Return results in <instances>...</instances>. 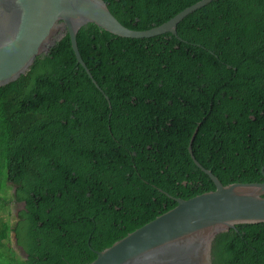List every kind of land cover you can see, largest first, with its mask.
Returning <instances> with one entry per match:
<instances>
[{
	"label": "trees",
	"instance_id": "16d2710c",
	"mask_svg": "<svg viewBox=\"0 0 264 264\" xmlns=\"http://www.w3.org/2000/svg\"><path fill=\"white\" fill-rule=\"evenodd\" d=\"M104 1L145 31L202 0ZM178 36L89 24L78 48L104 94L68 34L0 88V190L14 187L0 206H24L14 225L0 218V261L90 264L174 199L215 191L188 151L199 123L194 156L223 186L264 182V0H215ZM212 264H264V223L218 235Z\"/></svg>",
	"mask_w": 264,
	"mask_h": 264
},
{
	"label": "water",
	"instance_id": "95a60500",
	"mask_svg": "<svg viewBox=\"0 0 264 264\" xmlns=\"http://www.w3.org/2000/svg\"><path fill=\"white\" fill-rule=\"evenodd\" d=\"M214 1L202 0L158 27L137 31L124 26L104 0H0V88L26 76L36 59L47 55L68 34L78 64L104 94L78 48L77 36L83 27L93 24L125 39L179 37V24ZM201 125H197L188 151L216 190L189 200L174 199L175 208L96 252L97 258L90 264H212L218 235L239 225L264 223V182L223 186L196 160L193 144ZM262 173L264 176V168Z\"/></svg>",
	"mask_w": 264,
	"mask_h": 264
},
{
	"label": "rangeland",
	"instance_id": "374dc122",
	"mask_svg": "<svg viewBox=\"0 0 264 264\" xmlns=\"http://www.w3.org/2000/svg\"><path fill=\"white\" fill-rule=\"evenodd\" d=\"M13 194H14V187L11 184H9V183L7 184V188L6 189L4 188V189L0 190V196L3 197L4 199L10 200L12 198ZM0 207L2 208V210H0V218H2L4 220H6L7 222H9L10 224L14 225L15 222H16L15 218H16L17 213L21 209H23L24 206H23V204H20V205L11 204V205H8V207H2V206H0ZM11 227H13V226H11ZM8 244L11 246L13 251L16 252V255L21 260H25L26 259V254L22 251V249L20 247H18L16 245L15 239L13 238V235L11 236V241ZM0 264H11V263L8 260L5 259V260H1Z\"/></svg>",
	"mask_w": 264,
	"mask_h": 264
},
{
	"label": "flooded vegetation",
	"instance_id": "af4514ba",
	"mask_svg": "<svg viewBox=\"0 0 264 264\" xmlns=\"http://www.w3.org/2000/svg\"><path fill=\"white\" fill-rule=\"evenodd\" d=\"M16 205H20V204H16ZM18 214V213H17ZM17 216V215H16ZM14 221V220H13ZM13 238L15 239V241H16V237H15V235H13ZM13 243V242H12ZM212 262V261H211Z\"/></svg>",
	"mask_w": 264,
	"mask_h": 264
}]
</instances>
